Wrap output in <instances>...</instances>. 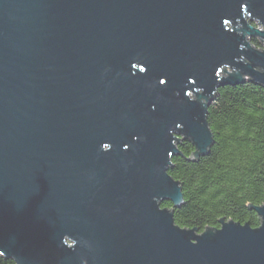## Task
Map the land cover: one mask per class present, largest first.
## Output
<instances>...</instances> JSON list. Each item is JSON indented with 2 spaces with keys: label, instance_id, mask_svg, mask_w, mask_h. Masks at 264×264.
I'll use <instances>...</instances> for the list:
<instances>
[{
  "label": "water",
  "instance_id": "water-1",
  "mask_svg": "<svg viewBox=\"0 0 264 264\" xmlns=\"http://www.w3.org/2000/svg\"><path fill=\"white\" fill-rule=\"evenodd\" d=\"M257 40L262 48H256ZM264 88V0H0V256L264 264L260 227L181 229L168 174L220 87Z\"/></svg>",
  "mask_w": 264,
  "mask_h": 264
},
{
  "label": "trees",
  "instance_id": "trees-1",
  "mask_svg": "<svg viewBox=\"0 0 264 264\" xmlns=\"http://www.w3.org/2000/svg\"><path fill=\"white\" fill-rule=\"evenodd\" d=\"M207 123L213 136L207 153L192 160L195 148L183 141L168 172L180 184L182 205L161 207L173 213L176 226L198 234L219 230L221 221L257 229L254 208L264 205V88L251 81L220 87ZM0 264L14 262L0 256Z\"/></svg>",
  "mask_w": 264,
  "mask_h": 264
}]
</instances>
